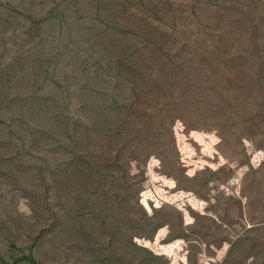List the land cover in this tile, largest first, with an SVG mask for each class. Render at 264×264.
<instances>
[{
  "label": "rangeland",
  "instance_id": "1",
  "mask_svg": "<svg viewBox=\"0 0 264 264\" xmlns=\"http://www.w3.org/2000/svg\"><path fill=\"white\" fill-rule=\"evenodd\" d=\"M28 255L264 264V0H0V264Z\"/></svg>",
  "mask_w": 264,
  "mask_h": 264
},
{
  "label": "trees",
  "instance_id": "2",
  "mask_svg": "<svg viewBox=\"0 0 264 264\" xmlns=\"http://www.w3.org/2000/svg\"><path fill=\"white\" fill-rule=\"evenodd\" d=\"M35 25H38V22H35ZM22 259H24L26 261V263H30V264H37V262L35 260H33L31 255L28 256H22ZM14 263V262H13Z\"/></svg>",
  "mask_w": 264,
  "mask_h": 264
}]
</instances>
